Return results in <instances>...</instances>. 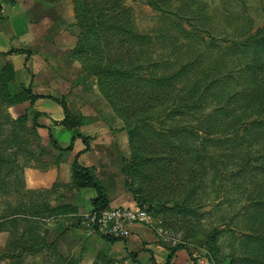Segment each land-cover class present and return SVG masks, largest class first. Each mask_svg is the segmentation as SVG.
I'll return each instance as SVG.
<instances>
[{
	"label": "rangeland",
	"instance_id": "374dc122",
	"mask_svg": "<svg viewBox=\"0 0 264 264\" xmlns=\"http://www.w3.org/2000/svg\"><path fill=\"white\" fill-rule=\"evenodd\" d=\"M147 1L123 0V6L132 13L135 32L139 37L151 39V53L145 54L147 57L133 56L145 76L156 78L154 91L142 90L140 94V98L148 99V103L138 105L143 113L140 118L145 119L128 126L122 120L106 117L103 112L108 111L106 106L93 100L90 106L101 112L98 121L105 124L104 132L94 140L105 147L103 152L113 159V167L124 170L125 189L130 188L140 201L139 188H143L148 197L159 195L143 208H150L148 214L154 225L169 232L177 241L174 246L169 244V248L189 247L195 261L202 258L208 264H264V86L256 84L250 73L245 72L251 52L245 50L244 54L243 50L233 48L234 42L264 27L261 5L258 0H204L211 2L214 6L211 8L220 10L221 15L222 12L232 13L242 21L238 25L245 27L232 29L228 22H223L224 18L217 17L214 23L213 19L206 21L200 17L196 25L203 31L200 34L186 21L177 22L180 13L184 14L178 8L186 3L184 0H157L160 7L155 10ZM49 22L42 27V30L47 27L45 31L52 34L51 38L46 32L50 37L45 39L47 45L67 44L65 38L55 40L56 34L67 31L63 25H56L51 19ZM69 31L73 34L72 29ZM79 33L76 27L74 50ZM37 45L42 48L44 43L40 40ZM144 45L142 40L132 44L138 47L137 51ZM74 50L69 51L71 60L80 65L84 77H90L97 84L96 77L86 71L83 61L75 59ZM193 61L187 72L177 78L181 69ZM147 63L152 65L148 70ZM7 64L12 67L11 71L5 69ZM23 78L16 74L9 58L0 56V264H22L19 258L33 255L24 251V247L20 250L18 225L12 227L13 219H9L10 215L14 216L16 204L10 191L15 186L14 181L18 182L31 168L36 156L39 161L50 162L51 159L40 135L32 128V106L26 109L23 105L27 103H10V98L25 87ZM157 79L169 81L162 88ZM87 85L84 90L90 94L91 84ZM72 101L73 110L82 106L83 99ZM89 101L87 99L86 103ZM136 130L140 132L131 142V133ZM154 132L158 138L168 132L167 139L178 148L180 156L169 151V147L172 148L169 144L162 149L163 137L160 146L157 139L153 150L147 140ZM137 146L144 151L138 153ZM139 154L146 159L178 156L176 162L182 161L181 173L183 164L186 167V161L194 159L197 161L194 174L198 178L189 173V167L185 168L181 186L167 185L164 198L163 191L158 192L152 185L151 173H146L151 171L152 165L144 168L137 161ZM176 162L170 165L167 161L165 165L169 170V166L177 167ZM137 166L143 167L142 175L137 173ZM147 182L148 186L144 184ZM166 182H169L168 177ZM175 187L176 192L166 200L167 191ZM132 192L136 209H139V201ZM14 219L17 222V218ZM152 233L157 238L155 232Z\"/></svg>",
	"mask_w": 264,
	"mask_h": 264
},
{
	"label": "crops",
	"instance_id": "0c3cea01",
	"mask_svg": "<svg viewBox=\"0 0 264 264\" xmlns=\"http://www.w3.org/2000/svg\"><path fill=\"white\" fill-rule=\"evenodd\" d=\"M198 1L206 6L209 21L213 19L215 23L217 17L224 18L223 22H228L232 29L242 24L232 13L225 15L222 12L221 15L220 10L211 8L214 7L211 2ZM50 19L67 30L55 36L58 38L55 40L65 38L67 44L56 42L47 45L45 39H49V36L52 38V34L45 31L47 27L44 30L42 27L49 24ZM75 28L72 0H0V56L6 58L3 53L10 50L30 54L26 65L24 54L7 58L14 65L16 74L24 76L25 87H31L33 95L42 97L32 106V118L37 115L40 127L36 132L51 158L50 162L39 161L36 156L33 161L36 164L32 162L24 176L19 177L18 182L14 181V190L10 191L16 204L15 214L10 215L9 219H13L14 223V218H17L20 247L24 245L28 250H33L32 256L21 257L18 262L121 264L123 261L125 264H153V259L155 264H165L170 245L159 243L147 227L135 226L127 240L109 243L86 221L85 217L92 213L91 203L96 199V194L91 189H78L72 182L71 165L75 158L82 167L91 169L104 185L108 192L109 208L136 209V202L125 189L121 169L113 167V159L103 152L105 147L94 140L96 135L104 132L105 124L98 121L101 112L94 111L90 106L93 100L106 106L108 111H103L106 117L118 122L121 119L104 99L96 82L84 77L80 65L71 60L69 51L74 50ZM40 40L44 43L42 48L37 45ZM87 84H91L90 94L84 90ZM51 98L64 99L71 113L82 119L83 123L72 130L58 125L63 120V113ZM72 99H83L82 106L73 110ZM87 99L89 103H86ZM23 106L27 109L30 105L27 103ZM83 139H86L87 151ZM51 141L62 150L70 146L72 149L60 153L54 149ZM9 208L11 210V201ZM5 235H8L6 230ZM31 239L33 245H30L31 242L24 243ZM186 248L191 251L189 247ZM188 251L176 252L169 264H193ZM131 255L135 257L134 260ZM196 264L208 263L201 258Z\"/></svg>",
	"mask_w": 264,
	"mask_h": 264
},
{
	"label": "trees",
	"instance_id": "16d2710c",
	"mask_svg": "<svg viewBox=\"0 0 264 264\" xmlns=\"http://www.w3.org/2000/svg\"><path fill=\"white\" fill-rule=\"evenodd\" d=\"M184 1L186 3L178 8L181 12H184L185 15L180 13L177 22L184 23V21H186L191 28L202 34L203 31H200L196 25H199L197 23V18L203 17L204 19H206V21H208L209 17L207 12H205L206 6L198 0ZM259 1L262 12L264 14V0ZM147 2V4L153 10L159 9L160 7V5L156 3L157 0H148ZM72 5L76 27L80 31L78 44L73 52L75 59L83 61V66H86H84L86 71L90 72V74L96 77L97 86L100 93L111 106L116 115L123 121V123L127 124L128 126L138 124L140 121H143L142 119H145L140 118L143 113L142 111H140V106L138 105L143 104V102L148 103V99H145L144 97L140 98V94L142 93V90L153 92L156 88V78L151 75L145 76L143 74L144 70L140 69V65L135 63L137 61L135 58H133V56L136 55L138 57V55H140L141 57H147L149 53H151V39L148 36L139 37L138 33L135 32L132 13L129 9L123 6V0H72ZM237 27H245V25H237ZM240 35L239 37H241ZM140 40H142V43L144 42L145 45L143 48L137 51L138 47H133L132 44L133 42L138 43V41ZM233 48L243 50L244 54L245 50H249L251 52L252 56H249V66L245 69V72L250 73L251 78L253 79V81H255L256 84L264 86V75H262V73H264V27L262 29L256 30L255 33L253 32V34L247 35L244 39H242V41L234 42ZM140 51L143 52L139 53ZM15 54L26 55V65L30 56L28 52L10 50L6 53H3L5 57ZM194 63L195 62L193 61L188 66L182 68L180 73L177 74V78L182 77L183 73L187 72L186 69L190 68V66H192ZM148 64L149 63L146 64L147 70L149 69V66H152L151 64ZM5 69L11 71L12 67L7 64ZM255 71L258 72L255 74ZM167 81L169 80H158L159 84L161 85L160 87L163 88L164 84ZM40 98L42 97L33 95L31 87H23L20 93L10 98V103L13 105L29 103L30 106H33L34 103ZM50 100L56 103L61 108L63 113V120L58 123V125L64 127L67 130H72L76 127H79L83 123L82 119L75 117L71 113L64 99L51 98ZM38 127L40 126L37 124V115H35L32 118V128L37 129ZM139 132L140 130H136V132L132 131L130 136L131 142L133 141L132 137H137V134H139ZM167 133L163 136L160 135V138H158L156 137L157 135L154 132L152 133V138L147 141L150 146L153 147V150H155L154 148L157 147V139H159L158 146H160V140L163 137L165 143L162 145V149L167 147L169 144L172 146V148L169 147V151H174L175 154L180 156L178 154V148L174 144H172L170 140L167 139ZM210 133H212V131H210ZM206 141H208V139H206ZM83 142L86 147L85 151L89 150L86 144V139H83ZM51 144L53 145L54 149L60 153L71 151L72 149V146H70L67 149L62 150L58 147V145L54 143V141H51ZM130 149L133 152L134 149L132 147V144L130 145ZM136 151L139 153L140 151L144 150L137 146ZM143 156L144 155L140 154L136 155V158L138 159L137 161L144 168L147 167V165L148 168L152 165L151 171L149 172L147 170L146 173H151L150 178L152 179L153 184L149 180L148 181L156 189H158V192L159 190L163 191L161 195L164 198L167 185L171 186L174 184V186H181L182 173L184 172L185 168L187 169L189 167V173H191L194 178H198L197 174H194L197 167V161H195L194 159L187 160L186 162L188 164L186 165V167L183 164L184 169H182L181 173L180 169L182 161L179 159L177 160L178 163L176 162L178 156H174V158L164 157V159H161L160 156L146 159L142 158ZM167 161L170 163V165H174V163L176 162L177 167L169 166L171 170H168L167 164L165 165ZM143 167L137 166L139 170L137 172L138 174L142 175L144 171ZM121 172L124 176L123 169H121ZM167 177L169 178V182H166ZM71 179L78 189H91L95 192L96 199L91 203L92 212L100 213L106 209H109L108 192L106 188L95 177L91 169L84 168L78 163L77 158L74 159L71 165ZM144 184L146 186L149 185L148 182ZM125 186L127 187V184H125ZM176 188L177 187H175L173 191H167L168 197L166 198V200L172 193L176 192V190L178 189ZM126 190L129 193L132 192L130 188H126ZM138 194L141 195L142 201L137 199V194L133 193V195L136 197V201H139L138 207H140L139 209L134 210H145L147 212L151 211L150 208L144 209L143 207H145V205L147 204H152V202H154L159 195L148 197L147 195H144L143 188H139ZM161 203H163V201ZM154 215L157 216L156 213ZM16 224V221L14 223L12 222V227ZM102 237L109 243L118 241L113 238L104 236ZM27 242H31L30 245L34 244L33 239L27 240L24 243L26 244ZM23 246L24 245L20 247L19 242L20 250H22ZM168 250L169 257L165 264L170 263L176 252L180 250L188 251L187 248L183 245H178L176 247L169 248ZM24 251L33 254L32 249L28 250L26 247H24ZM188 254L191 258L192 263L196 264V261L192 257L190 251H188ZM23 255L24 254H22V256ZM131 258L132 260L135 259L133 255H131ZM151 261L153 264H155L153 259H151Z\"/></svg>",
	"mask_w": 264,
	"mask_h": 264
},
{
	"label": "built area",
	"instance_id": "2783aa9c",
	"mask_svg": "<svg viewBox=\"0 0 264 264\" xmlns=\"http://www.w3.org/2000/svg\"><path fill=\"white\" fill-rule=\"evenodd\" d=\"M85 218L87 223L104 237L124 241L131 237L133 227L145 226L155 232L159 243L174 246L177 242L169 232L156 227L151 215L145 210L109 208L100 213L92 212Z\"/></svg>",
	"mask_w": 264,
	"mask_h": 264
}]
</instances>
